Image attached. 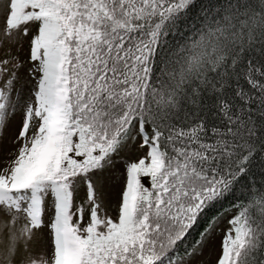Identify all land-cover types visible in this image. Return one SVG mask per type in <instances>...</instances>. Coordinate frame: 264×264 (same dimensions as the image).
Here are the masks:
<instances>
[{"label":"snow or ice","instance_id":"obj_1","mask_svg":"<svg viewBox=\"0 0 264 264\" xmlns=\"http://www.w3.org/2000/svg\"><path fill=\"white\" fill-rule=\"evenodd\" d=\"M195 6L0 0V140L20 117L0 264H264V191L235 205L214 260L216 220L181 251L264 152V0H229L185 33ZM121 163L113 217L106 173Z\"/></svg>","mask_w":264,"mask_h":264},{"label":"trees","instance_id":"obj_2","mask_svg":"<svg viewBox=\"0 0 264 264\" xmlns=\"http://www.w3.org/2000/svg\"><path fill=\"white\" fill-rule=\"evenodd\" d=\"M249 2L254 5L258 4V0H249ZM228 4L229 0H196V6L193 8L184 32L195 31L196 28L202 26L205 13L211 16L223 12L228 7ZM185 39V35L169 37L170 44L173 47L182 44ZM142 179L147 185L148 179ZM260 191H264V152H261L259 147H257V153L247 175L243 176L234 185L233 191L225 198L218 201L213 207L206 209L198 225L189 231L186 241L181 245V251L201 239L200 233L205 230L209 223L226 216V214H232L235 211V205L247 203L253 198L254 194H258Z\"/></svg>","mask_w":264,"mask_h":264},{"label":"rangeland","instance_id":"obj_3","mask_svg":"<svg viewBox=\"0 0 264 264\" xmlns=\"http://www.w3.org/2000/svg\"><path fill=\"white\" fill-rule=\"evenodd\" d=\"M19 56L21 60H25L27 56V52H20ZM27 67V64H25V68ZM20 78L21 81H24L27 79V74L25 71L20 72ZM20 117L19 115H16L15 119H12L8 126L4 129L2 140H0V169H3L4 167L9 166V162L13 158L12 155H10V150L13 148V145L11 144V137L17 127L18 121ZM139 153L133 152L131 154L122 153L123 159L129 160V162L134 161ZM126 180V176L124 174V167L123 164H118V166L115 169H112L109 173H106V191L108 193V211L109 214L113 217L116 215V203L118 199V194L121 191V189L124 186ZM80 195H83V189L80 191ZM232 214H228L226 216H223L219 218L218 223L215 226V232L212 242V248H211V259L214 260L216 255L219 253L220 248V240L221 236L224 232V230L228 227L227 220L230 218ZM51 216V210L49 209L46 212V215L44 217L45 221L50 218ZM36 251H39V249H36ZM205 255H208V250L206 249Z\"/></svg>","mask_w":264,"mask_h":264}]
</instances>
